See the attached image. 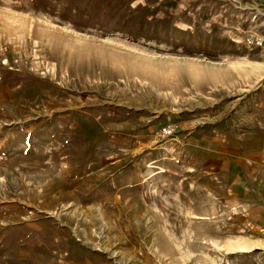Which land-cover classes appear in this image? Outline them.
Instances as JSON below:
<instances>
[{
    "label": "rangeland",
    "instance_id": "374dc122",
    "mask_svg": "<svg viewBox=\"0 0 264 264\" xmlns=\"http://www.w3.org/2000/svg\"><path fill=\"white\" fill-rule=\"evenodd\" d=\"M261 36L264 0H0V264H264Z\"/></svg>",
    "mask_w": 264,
    "mask_h": 264
},
{
    "label": "bare ground",
    "instance_id": "6f19581e",
    "mask_svg": "<svg viewBox=\"0 0 264 264\" xmlns=\"http://www.w3.org/2000/svg\"><path fill=\"white\" fill-rule=\"evenodd\" d=\"M20 25V24H19ZM30 30V29H29ZM31 31V30H30ZM29 33V32H28ZM83 48V47H82ZM83 51H84V49H83ZM88 52V51H87ZM85 53V52H84ZM86 54H88V53H86ZM116 54V53H115ZM117 55V54H116ZM116 57H118V56H116ZM123 58H126V57H124L123 56ZM126 59H128V58H126ZM137 80H140V79H137ZM31 101V100H30ZM1 102H5V100H4V98L3 97H1L0 98V105H1ZM31 115V114H30ZM32 116V115H31ZM51 162V161H50ZM50 162H48V163H50ZM91 165V164H90ZM67 166V165H66ZM61 172H62V170H61ZM56 181V180H55ZM49 191V190H48ZM43 192V191H42ZM25 195V194H24ZM27 195V194H26ZM67 198H65L64 197V200H66ZM197 217V216H196ZM197 218H199V217H197ZM23 247V246H22ZM239 248H244V246H240ZM24 256H25V253L24 252H21ZM28 254V253H27ZM29 258V257H28ZM30 258H34V256L33 255H31V257ZM63 263V262H62ZM51 264H55V261H52L51 262Z\"/></svg>",
    "mask_w": 264,
    "mask_h": 264
},
{
    "label": "built area",
    "instance_id": "2783aa9c",
    "mask_svg": "<svg viewBox=\"0 0 264 264\" xmlns=\"http://www.w3.org/2000/svg\"><path fill=\"white\" fill-rule=\"evenodd\" d=\"M257 42L260 44V45H263L264 47V36H261L257 39Z\"/></svg>",
    "mask_w": 264,
    "mask_h": 264
}]
</instances>
